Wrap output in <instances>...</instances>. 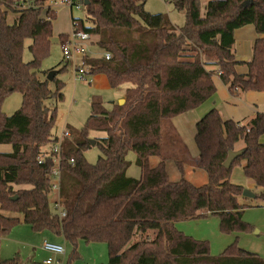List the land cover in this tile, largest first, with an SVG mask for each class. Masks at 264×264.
Wrapping results in <instances>:
<instances>
[{
	"label": "trees",
	"instance_id": "16d2710c",
	"mask_svg": "<svg viewBox=\"0 0 264 264\" xmlns=\"http://www.w3.org/2000/svg\"><path fill=\"white\" fill-rule=\"evenodd\" d=\"M48 1L0 0V144L12 146L11 152L0 153V239L19 223L8 214L20 213L34 231L47 230L70 242L71 259L79 256L78 242L85 241L105 243L108 264H264L262 256L237 242L214 256L209 242L184 234L175 224L211 214L219 217L223 233L252 231L239 202L244 188L230 177L233 167L244 162L246 176L263 190L257 197L264 200V113L240 123L224 120L212 109L197 123V167L208 175L205 184L187 180L180 162L177 182L170 180L165 160L155 166L150 162L161 156L163 121L212 98L217 91L214 75L234 95L264 91V0H210L205 12L202 0H167L186 14L180 28L167 14L147 11V0H89L86 19L72 17L111 56H85L90 73L107 75L113 89L130 86L125 103L111 110L94 99L77 138L62 141L64 218L51 210L55 163L51 158L39 162L43 148L59 140L53 129L57 105L65 99V83L54 78L52 90L41 68L51 52L57 18ZM248 24L261 37L248 71L240 74L235 31ZM69 36H59L62 47ZM27 39L33 59L26 63ZM15 91L22 95V106L7 115L3 103ZM93 131L106 135L95 138L101 152L95 164L85 158ZM240 145L245 152L225 167L229 152ZM130 151L137 154L139 179L127 175ZM20 263L16 255L1 264Z\"/></svg>",
	"mask_w": 264,
	"mask_h": 264
},
{
	"label": "rangeland",
	"instance_id": "374dc122",
	"mask_svg": "<svg viewBox=\"0 0 264 264\" xmlns=\"http://www.w3.org/2000/svg\"><path fill=\"white\" fill-rule=\"evenodd\" d=\"M209 1L210 0H202L203 12H205V7ZM47 5L56 10L57 18L53 23L51 52L50 55L42 62L41 68L43 71L47 72V79L49 72L55 70L57 71V74L54 78L60 79L65 83L63 90L65 99L57 105V119L53 131L56 134H60L65 128H69L73 134V138H77L80 130L84 127L91 114V102L93 99L98 98V95L94 88H91L88 84H85L76 78V69L73 60L65 59L59 36L65 32L71 34L73 31L72 17L86 19L87 12L84 6H82V8H77L75 6L71 10L69 5L64 3L63 0H49ZM146 10L154 14H167L171 18V22L175 27L178 26L180 28L186 23V14L182 11H178L173 3L167 0H147ZM14 19L15 15L11 13L8 18L9 22L13 23ZM86 24H88L87 20ZM94 40H98V37H94ZM31 44V39H27L25 41L23 57L26 63L33 59L29 49ZM89 51L93 57H101L104 53L96 43L90 45ZM64 66L66 68L60 72ZM53 80H49L50 88L52 90L55 89V82ZM129 86V84L122 85L121 88L112 89L109 93L115 96L114 99L119 103L121 99H125L126 90ZM122 95L124 97H122ZM110 98L112 99V97L103 98L106 101L107 106H109L108 100H110ZM21 106L22 95L20 92L15 91L4 100L3 111L7 115H12L19 110ZM173 123V119L163 121L161 154L166 158H177L180 161H186L189 159L193 160L197 158L198 148L192 139L190 140L187 137V142H185L186 145H183L182 143H175L173 138ZM105 136V133L102 132L93 131L90 133V139ZM100 155L101 152L98 146H92L85 152V158L92 164L97 163ZM127 159L131 163L127 170V175L132 178H141V169L136 164L137 154L134 151H130L127 155ZM156 159V157L151 158L153 165L157 163ZM172 159H168L169 164H167V171L170 180L177 182L181 179L182 175L178 166L174 164ZM184 177L190 182L192 181L193 184L197 183V186L208 182V175L204 170H199V172L196 173H191V171L188 170L187 176H185L184 173ZM230 181L236 185L242 186L244 189H249V178L246 176L244 171V162L242 164H236L233 167ZM253 192L255 194H261L263 190L256 186ZM53 198L54 195H51V210L54 213H59L58 208L55 203H53ZM239 202L242 206H244V220L253 227L251 232L223 233L220 230L219 217L211 214L195 219L180 220L178 221L179 230L194 239L209 242L210 252L214 256L220 255L228 246L237 242V245L241 248L257 253L264 258V200L258 197L251 198L242 195L239 197ZM26 229L32 228L28 224L20 225L19 223L7 236L0 239L1 258L5 256H13L16 252H18L14 251V249L16 250V248H20L22 253L20 251L21 256H18L20 257L21 264H35V262H41L36 259H31L30 257V255H33L34 248L38 251L41 244L39 241L28 242V232ZM50 235L54 234L51 233ZM6 238H9V240L4 242V239ZM50 239L54 240L55 237L52 236ZM25 243H28L30 247L28 252L25 251ZM65 245L67 247V253L64 258L61 257L60 264H108L109 254L105 243L87 244L85 241H79L77 246L79 256L73 259L70 258L74 249L73 245L67 241L65 242ZM51 258L57 260V258L52 254Z\"/></svg>",
	"mask_w": 264,
	"mask_h": 264
},
{
	"label": "crops",
	"instance_id": "0c3cea01",
	"mask_svg": "<svg viewBox=\"0 0 264 264\" xmlns=\"http://www.w3.org/2000/svg\"><path fill=\"white\" fill-rule=\"evenodd\" d=\"M170 20H171V18H170ZM176 27H178V26H176ZM62 34H68V33L65 32ZM260 37L261 36L257 33L256 27L253 24L245 25L241 28H238L235 31V44H234L233 50H234L236 60L238 61V66H237V72L238 73L245 74L248 71L247 64L253 58L254 46L256 44V41ZM97 42H98V40H94V38H93V41L90 43V45H92L94 43L97 44ZM90 45L88 46V51H87L86 56L93 57L89 51ZM104 54H105V52L101 56H104ZM73 63L75 66L74 60H73ZM208 68L216 69L215 66H208ZM93 77H94V86H92V87L90 86V87L95 89V91L98 95V99H101V101L104 103V106L107 109L111 110L115 104H119V103H118V101H116L114 99L115 96H113L111 93H109L113 88L110 86L109 79H108L107 75H105L103 73H96V74H93ZM213 80H214V84L216 86L217 91H216V94L212 98H210L208 101H206L200 107L193 109V110H190L188 112H185L183 114H180L179 116H176L175 118H173V120H174V123H173L174 124L173 125L174 126V128H173L174 137L173 138H174L175 143H180V144L182 143L183 145H186L185 142H187L186 139H188V138L190 140L192 139L195 142V135L197 132V129H196L197 123L212 109H217L220 112V115L224 120H234V121L240 122V123H245L247 120L253 118L257 114L264 113V91H249L246 93H239V94L234 95V94H231V92L229 90V86L226 85L222 81L221 77L218 74L214 75ZM105 95H107V96H105ZM104 97H106V98L112 97V99L110 98V100H108L109 106L106 105V101L103 99ZM122 97H124V96L122 95ZM95 99H97V98H95ZM91 104H92V102H91ZM65 129L70 130L69 128H65ZM62 132L60 134H57V135L60 137ZM70 132H71V130H70ZM72 137H73V134L71 133V137L69 139H71ZM162 137H163V123H162ZM261 142L264 143V135L261 137ZM239 147H240V149H243V148H241L242 146H239ZM240 149H238V150H240ZM11 151H12V146L10 144H0V153H9ZM156 158H157L156 159L157 163L155 165H157L162 160H165L166 163L169 164L168 159L169 158L172 159V157L166 158L162 154H161V156H157ZM198 160H199V152L197 154V158H195L193 160L189 159L186 161H180L177 158L172 159V161L176 165L178 162L183 164L185 176H187L188 170H190L191 173H193V172L196 173V172H199V170H201L197 167ZM150 162H151L152 166H155L152 164L151 160H150ZM248 183H249L248 188L252 191L257 186L256 182L250 178H249ZM53 203H55V196L53 198ZM8 216L12 217V218L19 219L20 225L21 224H27L24 220L23 214L9 213ZM175 224H176L177 228L179 229L178 222H176ZM26 230L28 232V236H27V238L29 239L28 242L39 241V243L42 245L41 241L43 239L44 240L45 239L52 240L58 244L64 245V247L66 248V253H67V247L65 245L66 239L63 236L55 235V234L50 235L52 232L46 231V230H44V231H34L33 229H26ZM49 232H50V234H49ZM52 236L55 237L54 240L50 239ZM62 237H63V239H62ZM8 240H9V238H6V239H4V242L5 241L7 242ZM100 243H102V242H100ZM25 244H26L25 251L28 252L30 247H29L28 243H25ZM41 245H40V249L38 251H36L35 250L36 248H34L33 255H30L31 259H36L37 261H41V262H35V264H43L44 260L51 257V254L49 252L45 251L44 249H42ZM14 251H18V252H16L11 257L10 256H5L2 258L0 257V264L5 260H8V259L15 257L16 255L21 256L20 251L22 253V250L20 248H16V250L14 249ZM65 256H66V254L62 255V256H57L56 258H57V260L61 261V257L64 258ZM6 257H8V258H6Z\"/></svg>",
	"mask_w": 264,
	"mask_h": 264
},
{
	"label": "built area",
	"instance_id": "2783aa9c",
	"mask_svg": "<svg viewBox=\"0 0 264 264\" xmlns=\"http://www.w3.org/2000/svg\"><path fill=\"white\" fill-rule=\"evenodd\" d=\"M64 3L69 5L71 9L73 7L82 8L85 6L84 0H63ZM73 31L71 32L69 39L63 46V54L66 60L72 59L75 61L76 78L89 86H94V77L90 73L88 66L84 61V57L87 55L88 46L93 41L94 36L90 33L80 30L77 27V23L73 22ZM104 57L110 59L109 53H105ZM77 61V62H76ZM71 137V132L65 129L59 137L57 142L50 144L48 147L43 148L41 155L39 156V162L42 163L46 159L51 158L55 165L51 170L50 187L51 193L55 196V205L59 210V215L61 218L66 217L67 210L62 205L60 199V188H61V151H62V141L69 139ZM42 249L54 255V257L62 256L66 254V248L64 245L52 242L50 240H43ZM60 260H55L53 258H48L43 261V264H60Z\"/></svg>",
	"mask_w": 264,
	"mask_h": 264
},
{
	"label": "water",
	"instance_id": "95a60500",
	"mask_svg": "<svg viewBox=\"0 0 264 264\" xmlns=\"http://www.w3.org/2000/svg\"><path fill=\"white\" fill-rule=\"evenodd\" d=\"M90 3L89 0H84V4L88 5ZM57 74V71L53 70L49 72L48 79L53 80L55 75ZM125 103V99H121L119 101V104L122 105ZM96 139H90V143L92 146L96 145ZM245 152V149H240V150H235V151H230L227 160L224 163V166L229 168L232 166L233 162L235 161L236 158L241 156ZM243 195L246 197H251V198H256L257 194H255L252 190L250 189H244Z\"/></svg>",
	"mask_w": 264,
	"mask_h": 264
}]
</instances>
